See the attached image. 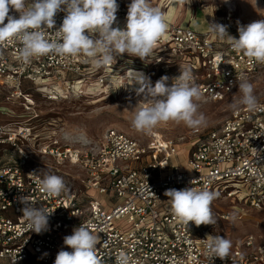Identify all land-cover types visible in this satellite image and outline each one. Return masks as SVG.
Returning a JSON list of instances; mask_svg holds the SVG:
<instances>
[{
	"label": "built area",
	"instance_id": "1",
	"mask_svg": "<svg viewBox=\"0 0 264 264\" xmlns=\"http://www.w3.org/2000/svg\"><path fill=\"white\" fill-rule=\"evenodd\" d=\"M226 6L227 31L238 38L234 7ZM64 15L57 13L56 28ZM165 21L167 30L154 47L165 48L170 62L181 64L170 74L169 85L180 75V68H188L201 89V99L217 102L238 89V77L249 81L264 71V64L235 51L226 38H217L209 28L202 31L188 23ZM125 24L126 15L114 27ZM19 47L15 41L0 45V81L13 95H24L26 110L33 108L34 101L23 92L25 83L37 85V91L45 87L46 98L54 100L71 94L97 70L82 55L70 59L47 55L25 64L19 59ZM165 57L162 53L151 59L149 70L157 68L153 74L164 71L157 63ZM119 58L123 65L126 58L135 59L141 64L136 69L143 68L139 58ZM102 68L96 86L107 91L108 76L116 67L112 63ZM258 104L255 111H233L219 127L200 134L187 154L174 139L161 134L153 132L141 141L116 128H109L98 146H62L58 139L50 146L43 144L42 153L59 163L69 160L86 172L81 179L62 177L66 190L58 197L41 193L32 174L45 173L28 167L32 149L22 144H33V127L12 118L0 121V264H54L59 250L71 251L63 238L81 223L90 224L98 233L97 254L102 264H116L121 252L131 258L130 264H264V241L253 233L231 243L228 258L210 261L204 239L217 235L207 225L179 221L164 195L172 188L207 186L235 204L264 209V97ZM10 148L20 158L1 156ZM22 196L52 212L47 231H31L22 217ZM220 217L228 220L231 213L223 211Z\"/></svg>",
	"mask_w": 264,
	"mask_h": 264
},
{
	"label": "clouds",
	"instance_id": "2",
	"mask_svg": "<svg viewBox=\"0 0 264 264\" xmlns=\"http://www.w3.org/2000/svg\"><path fill=\"white\" fill-rule=\"evenodd\" d=\"M118 8L117 0H0V45L18 42L19 59L25 64L47 55L62 59L82 55L96 69L112 64L124 54L145 62L167 30L164 15L150 0H131L125 26L114 27ZM12 11L18 12V17L10 14ZM58 12L65 15L56 28ZM237 23L238 38L230 35L228 26L220 23H209V32L219 39L226 38L235 51L264 64V19L247 25ZM127 79L132 81L136 94L142 96L130 120L135 130L151 135L158 125L170 121L183 122L190 128L206 124V117L198 111L196 103L202 92L190 69L180 68V75L172 78L170 85L169 77L163 76L153 86L149 77L134 70L128 71ZM237 83L241 95L229 108L232 111L260 108L253 84L244 76L238 77ZM32 175L39 191L49 197H58L66 190L63 178L58 175L47 172L43 176ZM164 195L179 221L187 225L194 222L197 226L215 223L211 204L219 197L218 192L207 186L199 189L191 186L168 189ZM19 201L23 205L22 217L31 231L36 234L47 231L52 212L36 207L29 196H22ZM204 241L210 261L228 258L230 240L221 235H208ZM99 243L98 233L92 231V226L81 223L71 235L63 238V244L71 251L59 250L54 264H102L97 254ZM130 261L123 252L116 258V264H130Z\"/></svg>",
	"mask_w": 264,
	"mask_h": 264
},
{
	"label": "rangeland",
	"instance_id": "3",
	"mask_svg": "<svg viewBox=\"0 0 264 264\" xmlns=\"http://www.w3.org/2000/svg\"><path fill=\"white\" fill-rule=\"evenodd\" d=\"M228 1L234 7L233 18L236 23L239 22V25H247L253 21L264 19V0H150V3L152 6L158 7L163 14L174 8V15L172 14L173 17L171 16L170 20L188 23L192 27L204 31L209 28V23L212 22L225 25L223 18L227 15L226 5L229 4ZM117 3L119 8L116 25L125 20L128 11L127 6L131 0H117ZM164 50L163 47H154L152 56L143 62L142 69H136L141 64L137 63L135 59L126 58L123 65L124 60L117 57L116 61H113L116 68L108 76L107 91L96 86L97 75L102 73L104 69L102 67L93 70L95 72L90 74L92 78L81 83L71 94L54 100L46 98L45 87H40L37 91L35 89L37 85L25 83L23 92L30 94V98L34 101L33 108L29 110L24 107V95H13L11 88L0 81V121H7L12 118L20 121L21 124H28L33 127L34 140L31 139L33 144H28L29 142L22 144L23 147L32 149L28 167L44 173L67 177L71 180L75 177L81 179L86 175V172L80 165L69 160L59 163L52 155L39 151L41 145L50 146L51 142L58 139V143L62 146H98L103 143L109 128H116L141 141H147L149 135L135 130L130 123L134 108L138 104L137 102L142 100V96L136 94L135 86L131 84L130 79H127L128 72L124 70L143 73L150 78L154 86L161 77H170V74L176 73L181 65L170 62V52ZM162 53L163 55L166 54L167 57L162 62H158L157 65H163L164 71L160 70L157 74H153L152 70L157 68H153V66L149 70L152 64L151 59ZM124 55L128 56L127 54ZM249 82L253 84L254 94L260 101L264 97V71ZM240 95L237 89L222 101L215 102L205 99L196 101L198 111L206 117L204 126L190 128L183 122L170 121L158 125L153 132L174 139L181 151L187 154L200 134L219 127L223 121L230 117L233 111L229 108V104L237 101ZM1 156L8 160L9 158H20V154L12 148L4 153L1 152ZM58 170L60 172H57ZM211 211L215 223L207 225V227L217 236H224L231 243H234L246 233H253L264 241V209L235 204L231 199H224L219 196L212 202ZM223 211L231 213L230 219L226 220L220 217V213ZM240 214L242 217H239Z\"/></svg>",
	"mask_w": 264,
	"mask_h": 264
},
{
	"label": "crops",
	"instance_id": "4",
	"mask_svg": "<svg viewBox=\"0 0 264 264\" xmlns=\"http://www.w3.org/2000/svg\"><path fill=\"white\" fill-rule=\"evenodd\" d=\"M170 12V9H169V11L167 12V13H164L163 15H164V18H166L168 21H171V22H176V23H178L177 21H174V20H170V15H168L167 16V14ZM182 23H184V22H182Z\"/></svg>",
	"mask_w": 264,
	"mask_h": 264
},
{
	"label": "bare ground",
	"instance_id": "5",
	"mask_svg": "<svg viewBox=\"0 0 264 264\" xmlns=\"http://www.w3.org/2000/svg\"><path fill=\"white\" fill-rule=\"evenodd\" d=\"M228 2H229V1H228ZM229 4H230V6L232 5L230 2H229ZM173 9H174V8H171V9H170V12L167 14V16L170 15V17H171V16L173 17V15H174ZM172 14H173V15H172ZM137 103H139V102H137Z\"/></svg>",
	"mask_w": 264,
	"mask_h": 264
}]
</instances>
